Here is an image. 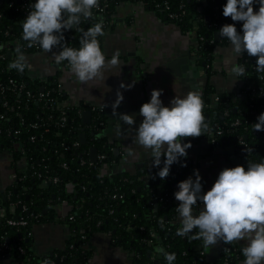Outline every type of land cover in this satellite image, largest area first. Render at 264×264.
<instances>
[{
  "label": "trees",
  "instance_id": "trees-1",
  "mask_svg": "<svg viewBox=\"0 0 264 264\" xmlns=\"http://www.w3.org/2000/svg\"><path fill=\"white\" fill-rule=\"evenodd\" d=\"M107 1L109 7L102 13V18L92 10L91 17H81L78 25L63 32L62 43L79 49L83 32L101 21L105 28V23L120 3L137 4L142 1L144 8L174 24L182 33L195 35V54L200 63L206 64L204 71L208 76L213 49L217 45L225 46L230 43L227 38L222 37H219L218 42L214 40V33L219 26L235 24L238 31L242 29V22H234L230 17L223 16V6L227 0ZM25 2L26 0H0V44L17 40L23 54H31L37 50L29 47L28 42L22 39V24L26 18V8L23 6ZM165 3L174 12H178V6L183 4L185 15L179 20H170L163 9ZM254 11H258L255 6ZM8 48L12 52L17 50L10 45ZM39 51H42L41 47ZM256 59L246 53L238 58V64L246 69L245 75L240 77L243 83L240 97L233 93H215L208 81L200 94L205 105L204 115L210 129L208 132L214 133L216 127V130L222 131L216 144L209 142L211 150L220 149L225 152L231 149L235 156L250 163H264V131L254 132L252 126L258 122L257 117L264 113V99L259 97L260 91L264 90V73L256 71ZM8 62L7 59L0 60L1 81L12 79L18 84L23 83L24 91L33 95L44 89L59 100L66 99L58 90L57 74L46 79H31L25 70L20 72L8 69ZM6 100L14 111H6L0 104V113L4 115V119L0 120V128L12 127L19 134L15 137L0 135V152L11 156L14 172L21 179L14 182L5 194L0 195V214L4 212L0 216V264H3L1 258L7 256L18 264H84L87 259L84 245L90 236L99 232L107 234L113 246L129 252L135 264H167L164 256L156 252L158 247L176 254L173 264H224L226 260L229 264H238L242 259L241 250L235 242L230 245L222 242L223 250L219 260L215 263L205 261L201 251L194 248L195 239L192 235H177V229L182 226L175 222L177 205L168 202L173 192L172 183L189 177L188 173L193 165L190 154L193 146L200 139L209 140L208 132L198 138H185L182 141L190 142L192 147L187 149L186 158L181 157L178 163L171 165L170 174L164 180L157 175L163 167L164 157L161 158L159 167L153 166L147 181L141 180L139 175L127 173L104 176L101 174V167L116 164L119 156L105 138L96 136L99 130H88L85 127L86 140L84 144L80 143L79 135L83 126L78 110L88 108H70L67 122L64 127H60L57 124L59 111L53 106L36 102L27 97L25 92L7 93ZM236 120L240 123L234 126ZM99 122L101 125L98 127L101 129L105 123L103 113ZM33 124H36V128L32 127ZM75 142L78 146H73ZM92 147L97 149L98 155L104 154L106 158L97 159L95 164L90 163L89 150ZM185 163L187 166L182 167ZM17 164H22L23 167L18 169ZM53 178H57L56 183ZM153 197L157 198L156 201ZM63 202L70 210L61 219L57 216L55 207ZM11 204L18 205L15 211L27 221L25 228L6 224V220L15 215L9 211ZM21 206H25L27 211L21 210ZM161 220L164 221L163 228ZM51 221L67 225L70 236L64 248L54 251L52 256L38 257L31 250L30 229L34 224ZM17 247L22 248L24 253H19ZM148 251H151L150 258L147 257Z\"/></svg>",
  "mask_w": 264,
  "mask_h": 264
},
{
  "label": "crops",
  "instance_id": "crops-1",
  "mask_svg": "<svg viewBox=\"0 0 264 264\" xmlns=\"http://www.w3.org/2000/svg\"><path fill=\"white\" fill-rule=\"evenodd\" d=\"M254 6L259 10L258 3ZM104 32L105 35L97 39L100 41L106 60H110L116 50H120L121 53L120 66L103 69L104 80L81 84L71 72L69 65H64L67 61L60 65L55 63L53 53L59 54L61 47L53 48L52 52L26 54L27 64L30 67H26L25 72L31 79H46L48 76L57 74L58 90L65 95L70 106L94 107L101 110L105 123L96 136L105 138L106 142L113 147L115 154L119 156L116 164L101 167L102 175L127 173L139 175L141 180L147 181L153 169L152 157L149 151L133 143V139L135 128H138L143 119L139 115L140 107L143 103L150 101L152 90H163L160 99L163 105L168 107L175 96L183 98L190 91L200 93L207 81L213 86L215 93L238 95L243 83L240 77L230 74L231 63L229 61L238 63L239 57L231 56L230 43L225 46L217 45L213 49L211 70L207 76L195 54L197 45L195 35L182 33L177 26L138 3H120L105 23ZM16 58L17 55L14 60ZM196 60H198L199 78L192 77L193 63ZM122 83L126 86L131 85V87L121 88ZM118 91L122 93L124 99L116 111L120 114L135 116L136 123L131 129L118 116L112 115L111 106L117 99ZM102 104L107 105L104 110L101 108ZM117 125L121 127L122 135H117ZM82 126L80 134H86L85 127L88 125ZM91 134L94 136V133L91 132ZM129 148L134 149V156L127 155L126 149ZM190 154L193 162L190 171L194 173V170H199L203 192L211 189L220 171L224 168L241 165L247 170L248 166V161L235 156L231 149L225 152L220 149L211 150L207 139L197 141ZM13 167L11 156L0 152V195L5 194L13 185L12 175L15 173ZM16 167L20 169L23 165L17 164ZM202 208L203 205L198 202L193 214L198 215ZM15 210L14 205L9 206L10 213L17 217ZM69 210V206L64 202L55 207L57 216L61 219L67 215ZM3 215L4 212H1L0 216ZM175 222L180 224L178 213H176ZM198 231V229L195 230V232ZM29 236L31 250L34 254L38 257H46L64 248L70 233L68 226L64 223L51 221L32 225ZM235 243L240 250L247 244L246 241ZM193 246L195 249L198 246L202 248L203 258L209 263L218 261L223 250L222 241L209 249L203 246L201 239H195ZM84 250L87 252L84 264H135L131 259V254L120 247L113 246L105 233L99 232L90 236L84 245ZM117 255L119 259L116 258ZM1 259L3 264H18L8 256ZM243 261L242 255L238 264H243Z\"/></svg>",
  "mask_w": 264,
  "mask_h": 264
},
{
  "label": "clouds",
  "instance_id": "clouds-1",
  "mask_svg": "<svg viewBox=\"0 0 264 264\" xmlns=\"http://www.w3.org/2000/svg\"><path fill=\"white\" fill-rule=\"evenodd\" d=\"M259 10L254 11V4ZM99 7V0H35L31 10L22 24V39L29 47L38 44L44 52H52L53 48L62 50L53 53L57 65L68 62L71 72L81 84L94 80H104L105 68L120 66V50H116L110 60L101 49L97 37L105 35L103 21L96 23L83 32L81 47H67L63 32L78 25L81 17L92 16V9ZM223 16L234 22H242L238 31L235 24H225L219 30V36L227 38L231 44V56L240 57L245 53L256 57V71L264 73V0H227L223 6ZM17 58L9 65L10 69L23 72L27 58L18 47ZM230 74L235 77L245 75L243 65L231 62ZM239 79V78H237ZM235 79V80H237ZM130 88L131 85H120ZM162 89H153L149 102L143 103L139 115L143 117L138 128H135L133 143L150 152L153 166L159 167L163 159V167L157 175L164 180L170 174V167L178 163L181 157H187V149L192 144L183 143L185 138H198L208 132L209 124L204 115L205 105L198 91H190L183 98L175 96L170 107L164 106L160 99ZM124 97L117 92V99L112 104V115L129 128L135 125V116L117 113ZM107 105L102 104V110ZM254 132L264 131V113L257 117ZM117 135H122L117 125ZM128 156H134V149H126ZM186 167V163L181 165ZM195 179L191 176L178 183V191L174 193L179 201L176 212L180 224L177 235L186 237L194 232L193 239H201L203 246L209 249L222 241L224 244L246 241L241 251L243 264H264V163L248 162L244 166L224 168L207 192H203L202 177L199 170H194ZM200 202L203 205L198 215H194V207ZM163 228L164 221H160ZM227 251V249H225ZM167 264H173L175 253H168L163 247L156 248ZM119 259V255L116 256Z\"/></svg>",
  "mask_w": 264,
  "mask_h": 264
},
{
  "label": "built area",
  "instance_id": "built-area-1",
  "mask_svg": "<svg viewBox=\"0 0 264 264\" xmlns=\"http://www.w3.org/2000/svg\"><path fill=\"white\" fill-rule=\"evenodd\" d=\"M35 3L32 0H26L25 4H23V6L26 8L24 10V14L27 16L29 13V9L31 8V5ZM138 4H142V1H138ZM109 7L108 1L107 0H99V7L97 8H93V12H96L98 14L99 17H102V13H104ZM164 11H166V16L170 19V20H179L180 17L185 15V9H184V5L180 4L178 6V12H174L171 11V8L165 3L163 6ZM200 40H202V38H200ZM8 45L15 47V49H17L19 47V42L17 40L11 41L8 44H0V60H5L7 59L8 62V67L9 65L14 61L15 56L17 55L16 51L12 52L9 48ZM33 48H35L37 50V52L40 50V46L38 44H35L32 46ZM7 52H10V57H7ZM64 65L68 66L67 62H64ZM10 69V67L8 68ZM25 92L27 97H30L32 100L36 101V102H41L44 105H48V106H53L56 110L59 111V121H58V125L60 127H64L65 122H67V115H68V110L70 108H73L74 106H70L66 99L64 100H59L57 97H53L50 95L49 91H45L44 89H41L40 92L38 94H31L29 91H24V84L23 83H16V81L9 79L8 81H1L0 80V104L2 105V107L8 111V112H13L14 108L12 106H10L9 101L6 100V95L7 93H22ZM241 95L238 94L237 97H240ZM259 97L264 99V90H261L259 93ZM4 99V100H3ZM216 101V98L214 99ZM84 111H89L91 113V122L88 126H86V128L88 130H100L99 129V125H101V122H99L100 118H101V110H99L98 108H88L87 110L85 109H80L78 110V114L81 116L82 113ZM17 116H19L18 114H16ZM4 119V115L3 113H0V120ZM239 120H236L233 125L237 126L239 125ZM33 128H36V124L32 125ZM217 128V127H216ZM214 130V133L208 132V138H209V142H211L212 144H216L217 138L220 137L222 135V131L221 130ZM45 131H47V129H45ZM4 134L6 137H15L19 134V131L15 128L12 127H8V128H0V135ZM31 141H33V138H31ZM241 144H243L242 142H240ZM73 146H78L77 142H75L73 144ZM106 158V156L104 154L98 155L97 154V159L99 160H104ZM82 164L83 161H82ZM114 164V163H112ZM91 165V164H90ZM25 178V177H22ZM21 178L18 177V175L16 173H14L12 175V180L13 183L16 182L17 180H19ZM54 183L57 182V178H53L52 179ZM113 198H116V196H114ZM119 198H121L119 196ZM154 201H156V197H153ZM14 205L16 208L18 207L17 204H11ZM21 210L23 211H27L25 206H21L20 207ZM6 224L11 226V227H15V228H25L27 226V221L24 219V217L22 215H18L17 217H13L12 219H8L6 220ZM151 243V242H150ZM4 248L7 249V246L4 245ZM17 250L19 253L23 254L24 250L20 247H17ZM227 252H229V250L227 249ZM224 264H229V262L226 260L224 262Z\"/></svg>",
  "mask_w": 264,
  "mask_h": 264
},
{
  "label": "water",
  "instance_id": "water-1",
  "mask_svg": "<svg viewBox=\"0 0 264 264\" xmlns=\"http://www.w3.org/2000/svg\"><path fill=\"white\" fill-rule=\"evenodd\" d=\"M18 2H20V0H18ZM35 2V1H34ZM222 28V26H219V28H218V30L214 33V40L216 41V42H218L219 41V30ZM7 57L9 58L10 57V52H7ZM197 62H198V60H196L194 63H193V71H194V74H193V76L192 77H194V78H199L200 77V75H199V71H198V65H197ZM201 66H202V68H205V66H206V64L203 62V63H201ZM90 122H91V113L90 112H88V111H84L83 113H82V115H81V123H82V125H89L90 124ZM92 136H93V134H91ZM79 141H80V143L81 144H84L85 143V134H80L79 135ZM89 161H90V163H92V164H95L96 163V161H97V149L96 148H94V147H92V148H90V150H89ZM180 174H182V172H180ZM191 176H194V173H191L190 174ZM187 179V178H186ZM168 180H169V178H168ZM181 181V179H179L178 180V182H173L172 183V185H171V187H172V189H173V192H172V194H171V196H170V198H169V200H168V202L170 203V204H175V205H177V207H178V205H179V201H177L176 199H175V196H174V193L175 192H177L179 189H178V187H177V185H178V183ZM157 206H156V204H154V208H156ZM193 232H195V230H193ZM193 234V233H192ZM20 237H22V235L20 234ZM198 240H200V239H198ZM201 247L200 246H198V248H197V250L198 251H201ZM49 256H52V254H50ZM147 257L148 258H150L151 257V251H148L147 252Z\"/></svg>",
  "mask_w": 264,
  "mask_h": 264
},
{
  "label": "rangeland",
  "instance_id": "rangeland-1",
  "mask_svg": "<svg viewBox=\"0 0 264 264\" xmlns=\"http://www.w3.org/2000/svg\"><path fill=\"white\" fill-rule=\"evenodd\" d=\"M44 51L42 50V51H38V54H41V53H43ZM27 55L25 54V57H26ZM196 161V160H195ZM195 164H196V162H194Z\"/></svg>",
  "mask_w": 264,
  "mask_h": 264
},
{
  "label": "flooded vegetation",
  "instance_id": "flooded-vegetation-1",
  "mask_svg": "<svg viewBox=\"0 0 264 264\" xmlns=\"http://www.w3.org/2000/svg\"><path fill=\"white\" fill-rule=\"evenodd\" d=\"M188 174H189V177H190L191 171H189V173H188ZM193 177H194V176H192V178H193ZM186 178H188V177H186Z\"/></svg>",
  "mask_w": 264,
  "mask_h": 264
}]
</instances>
